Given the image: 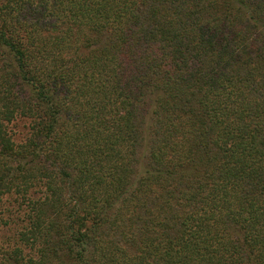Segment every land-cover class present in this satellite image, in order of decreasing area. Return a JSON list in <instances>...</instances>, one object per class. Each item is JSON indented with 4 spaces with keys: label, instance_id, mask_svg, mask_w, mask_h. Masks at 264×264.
I'll use <instances>...</instances> for the list:
<instances>
[{
    "label": "trees",
    "instance_id": "trees-1",
    "mask_svg": "<svg viewBox=\"0 0 264 264\" xmlns=\"http://www.w3.org/2000/svg\"><path fill=\"white\" fill-rule=\"evenodd\" d=\"M0 264H264V0H0Z\"/></svg>",
    "mask_w": 264,
    "mask_h": 264
}]
</instances>
